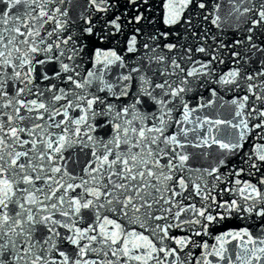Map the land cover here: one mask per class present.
Instances as JSON below:
<instances>
[{
	"label": "snow or ice",
	"instance_id": "1",
	"mask_svg": "<svg viewBox=\"0 0 264 264\" xmlns=\"http://www.w3.org/2000/svg\"><path fill=\"white\" fill-rule=\"evenodd\" d=\"M65 2L0 0V264H264V174L254 184L222 179L244 172L221 173L224 158L210 169L189 165V149L234 154L264 130V0H167L164 23L183 19L191 42L145 31L147 0H126L130 19L113 11L115 0H87L76 18ZM190 7L212 27L184 18ZM126 24L139 25L126 41L133 57L96 50L85 70V40L123 35ZM193 92L194 106L186 99ZM217 100L232 107L231 119L198 114ZM99 117L111 125L107 140L94 135L104 126ZM220 125L235 130L232 139L212 135ZM76 148L90 149L83 175L68 168ZM261 163L264 145L250 168L260 172ZM206 177L223 185L216 195ZM193 194L199 207L186 202ZM233 216L259 219V231L231 229L213 244L195 239Z\"/></svg>",
	"mask_w": 264,
	"mask_h": 264
},
{
	"label": "water",
	"instance_id": "2",
	"mask_svg": "<svg viewBox=\"0 0 264 264\" xmlns=\"http://www.w3.org/2000/svg\"><path fill=\"white\" fill-rule=\"evenodd\" d=\"M117 7L113 10L117 15L121 12H126V16L128 19H130L135 12L131 8V6L125 7L126 0H115ZM87 0H71L69 3L68 0H66L63 7L67 8L69 12V16H72L73 18H76L80 13L85 11L84 5H86ZM167 0H147V3L143 4L140 8V11L143 12L151 21V25L149 27H146L145 31H150L152 28H155L158 31H170L173 33V36L176 34H180L181 42H184V38H187L189 42L192 41V37L188 31H186V28L188 27L184 20L182 19L179 23L175 25H166L164 23V19L167 15V9H166ZM226 7L222 6L221 8V15L226 12ZM184 18H191L192 23L194 25H197V27L201 28H210L211 25L202 22L200 19V13L197 11L193 13L191 7L184 12ZM134 27H139V25L134 24H126L125 25V32L123 35H117L114 38L109 39H100L98 36L90 37L85 40V44L87 47L85 48V55L84 60L86 63L84 64L85 70L90 68L92 66V61L95 57L96 50L101 51H107L109 49L115 50L118 55L124 56L126 61H129L130 57H133V54L126 52V41L127 37L132 33V30ZM212 31L215 32L216 30L212 28ZM173 36H170L169 39H172ZM139 39V37H138ZM226 39H231L230 36L226 37ZM134 59V58H133ZM131 62V61H130ZM227 63L224 65H220L218 68L219 72H226L228 70ZM115 71V69H113ZM63 86V85H62ZM101 95H104V93H101ZM203 95L205 97L208 96V92L206 90L203 91ZM223 96L224 101H230L232 99L233 94L232 93H221ZM110 100H112L114 103H116L118 106L120 104L119 101H116L114 97H109ZM186 99H190L191 105H196L199 97L196 92L190 93ZM122 101L124 103L130 102L128 98H122ZM221 101L217 100V104L214 105L210 109H203L198 114L203 116H208L210 119H231L232 118V107L225 103L223 107H220ZM75 114V113H74ZM174 116L178 115L177 113H173ZM57 120L61 119V117H56ZM101 121H104L103 127H98L97 132L94 133V135H99L103 137L105 140L109 139L112 135L111 132V125L107 124V118L106 117H99L98 118ZM54 131H59V129H53ZM235 132L234 129H230L226 125H220V126H213V132L212 135L216 136L217 139H222L225 141H228L233 138V133ZM206 134V133H201ZM264 130L261 129H254L249 135L246 136L243 147L238 149L234 154L229 153L226 156H223L222 150L218 148L217 145H212L211 148H203V149H189L190 152L194 153L193 156L190 157L189 165L193 168H199L201 170L205 168H211L216 165L217 160L220 158H224L226 162V167L221 168V173H231L239 171L241 168L244 169V172L240 173L239 176H224L222 179L224 180H235L240 179L241 181H250L252 183H256L257 179L264 174V163L260 164V172H256L255 170L250 168L251 162L254 160V153L256 152L257 146L264 145ZM123 147V146H122ZM201 153H205V155H202ZM66 156L69 155V153H65ZM72 160L68 163V168L70 171H74V174L77 175H83L84 173L81 171L86 162L90 161L92 159L90 155V149H84L81 151L79 148H76L72 153ZM75 161V162H73ZM251 172V174H249ZM191 180H196V177L200 175V173H189ZM87 178V177H85ZM210 186L212 184H216V191L213 192V195H216V192L219 191V189L223 186L219 182H216L212 179V177H206L205 181ZM201 182V183H203ZM234 185L232 183L228 184L229 188H232ZM192 186L189 184V190H191ZM79 191V189L77 190ZM187 195V193L185 194ZM218 200L221 199H229L228 195L221 194L217 197ZM190 203H196L199 207L200 205V197H196L193 194V198H191L189 201ZM108 214V213H105ZM110 215V218H116L112 214ZM118 222H121L125 228L131 229L135 228L137 231H142V229L139 228L138 225L131 224L128 221L124 220L123 218H120ZM261 226V222L259 219L255 220H248L245 221L244 219H237L235 216H233L231 219H228L221 224L215 225L214 228L211 230L212 235L211 236H205V237H195L196 240H206L209 244H213L215 241L212 238V236L219 234L224 231H228L231 229H241L244 227H248L251 231L254 233L258 232ZM173 232L177 236H184L188 233L181 231L180 229H174ZM236 241H233L232 244H236ZM229 248H232V245H229ZM199 248H193V255L198 256L200 253Z\"/></svg>",
	"mask_w": 264,
	"mask_h": 264
}]
</instances>
